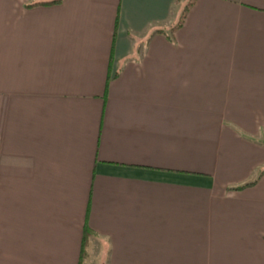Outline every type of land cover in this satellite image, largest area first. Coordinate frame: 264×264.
Masks as SVG:
<instances>
[{
	"label": "crops",
	"instance_id": "obj_1",
	"mask_svg": "<svg viewBox=\"0 0 264 264\" xmlns=\"http://www.w3.org/2000/svg\"><path fill=\"white\" fill-rule=\"evenodd\" d=\"M47 1L0 0V264H80L86 227L85 264H264V0L175 42L183 0Z\"/></svg>",
	"mask_w": 264,
	"mask_h": 264
},
{
	"label": "trees",
	"instance_id": "obj_2",
	"mask_svg": "<svg viewBox=\"0 0 264 264\" xmlns=\"http://www.w3.org/2000/svg\"><path fill=\"white\" fill-rule=\"evenodd\" d=\"M62 1L63 0H51V1H47V2L34 3L32 5H37V4L55 5V4L61 3ZM195 2H196V0H189L188 4L185 6V8H184V10L180 16V19L178 20L177 24L173 28L169 29L168 31H164V30H157V31L158 32H164L170 41L175 42L174 32L179 27H181L183 25V23L187 17L188 12L192 8V6L195 4ZM262 173H264V169L261 171L260 175ZM257 179H258V177L254 181L249 182V183L244 184V185H241L239 187H236L235 189H241V188L248 187V186L254 184L257 181ZM91 235H92V232L89 230V228L86 227L85 231H84V238H83V243H82V255H81L80 264H85V261L87 259V255H88L87 250H88L89 238Z\"/></svg>",
	"mask_w": 264,
	"mask_h": 264
},
{
	"label": "rangeland",
	"instance_id": "obj_3",
	"mask_svg": "<svg viewBox=\"0 0 264 264\" xmlns=\"http://www.w3.org/2000/svg\"><path fill=\"white\" fill-rule=\"evenodd\" d=\"M188 2H189V0H183L182 1V4H181V10H180V14H179V17H178V19H177V22H178V20H179V18H180V16H181V14H182V12H183V10H184V8H185V6L188 4ZM95 249H97V247H95ZM91 251H92V248H91ZM97 251V250H96ZM87 252H89V250H87ZM96 256V255H95ZM95 256L94 255H92V257H91V261H90V264H98V262L99 261H93L94 260V258H95ZM88 257H90V255L88 254L87 255V258ZM99 259V258H98ZM97 259V260H98ZM87 260V259H86Z\"/></svg>",
	"mask_w": 264,
	"mask_h": 264
}]
</instances>
